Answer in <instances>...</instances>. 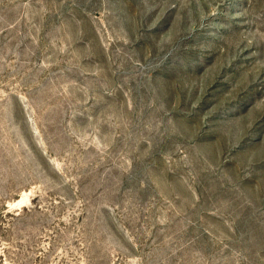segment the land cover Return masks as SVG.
Wrapping results in <instances>:
<instances>
[{"label":"rangeland","instance_id":"374dc122","mask_svg":"<svg viewBox=\"0 0 264 264\" xmlns=\"http://www.w3.org/2000/svg\"><path fill=\"white\" fill-rule=\"evenodd\" d=\"M0 264H264V0H0Z\"/></svg>","mask_w":264,"mask_h":264}]
</instances>
